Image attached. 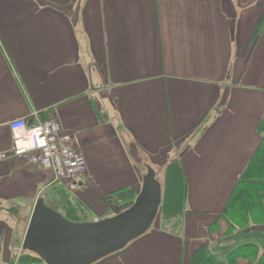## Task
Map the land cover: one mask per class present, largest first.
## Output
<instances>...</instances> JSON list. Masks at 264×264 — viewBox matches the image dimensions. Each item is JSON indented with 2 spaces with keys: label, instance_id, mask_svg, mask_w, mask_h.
I'll return each instance as SVG.
<instances>
[{
  "label": "crops",
  "instance_id": "obj_1",
  "mask_svg": "<svg viewBox=\"0 0 264 264\" xmlns=\"http://www.w3.org/2000/svg\"><path fill=\"white\" fill-rule=\"evenodd\" d=\"M263 118L264 0H0V264L10 246V264H44L17 256L40 197L63 215L66 191L72 222L100 221L136 200L150 168L162 186L154 225L101 264L215 253L203 232L227 238L216 222ZM18 119H54L72 136L87 167L73 188L12 154ZM174 173L182 205L164 216Z\"/></svg>",
  "mask_w": 264,
  "mask_h": 264
},
{
  "label": "water",
  "instance_id": "obj_2",
  "mask_svg": "<svg viewBox=\"0 0 264 264\" xmlns=\"http://www.w3.org/2000/svg\"><path fill=\"white\" fill-rule=\"evenodd\" d=\"M161 204L162 186L151 168L134 204L100 221L72 222L40 197L22 248L45 264H96L145 235L154 225Z\"/></svg>",
  "mask_w": 264,
  "mask_h": 264
},
{
  "label": "trees",
  "instance_id": "obj_3",
  "mask_svg": "<svg viewBox=\"0 0 264 264\" xmlns=\"http://www.w3.org/2000/svg\"><path fill=\"white\" fill-rule=\"evenodd\" d=\"M261 142L253 159L243 173L241 180L238 182L235 190L230 196L224 212L216 224L224 221L227 227L225 237L230 238L238 233L245 232L249 229L259 227L264 228V118L259 126ZM171 179V178H170ZM170 185L167 190L164 206V216L176 215L180 212L182 205V197L184 196V187L177 173L173 174ZM61 199H63V209L69 210V213L63 214L71 221H78L74 218L71 199L66 191H61ZM132 194L130 191L118 193L108 198V204L118 203L126 196ZM135 201L134 194L131 201L120 204L119 212L122 213L129 209ZM48 206L55 209L52 205ZM79 208L85 212V207L79 203ZM57 210V209H55ZM63 210V211H64ZM80 211V210H79ZM78 212V211H77ZM33 258L31 255L22 256L20 259L26 260L28 263L35 260L42 261L38 256ZM43 262V261H42ZM191 264H264V250L254 242L241 244L234 248L228 254L225 260L220 259L216 253L210 252L209 249H198L191 261Z\"/></svg>",
  "mask_w": 264,
  "mask_h": 264
},
{
  "label": "built area",
  "instance_id": "obj_4",
  "mask_svg": "<svg viewBox=\"0 0 264 264\" xmlns=\"http://www.w3.org/2000/svg\"><path fill=\"white\" fill-rule=\"evenodd\" d=\"M9 126L15 157L51 171L55 181L68 189L73 188L86 174L85 158L59 121L52 119L30 123L27 119H18ZM5 157L6 154H3L2 158Z\"/></svg>",
  "mask_w": 264,
  "mask_h": 264
},
{
  "label": "rangeland",
  "instance_id": "obj_5",
  "mask_svg": "<svg viewBox=\"0 0 264 264\" xmlns=\"http://www.w3.org/2000/svg\"><path fill=\"white\" fill-rule=\"evenodd\" d=\"M27 221L29 222V219ZM200 232H203L202 228H201ZM217 233H219V232H217ZM203 235L206 238L204 240H202V241H204L202 243L210 245L211 249L215 253H217V255L219 256L220 259H223V260H225L227 258L230 251H232L234 248H236L237 246H239L241 244L248 243V242H254V243L258 244L262 250H264V228L255 227V228L250 229L249 232L247 230L245 232L238 233L235 236L230 237V238H224L223 237V239L221 238V234H219L218 241L213 240L214 233L207 231V232H203ZM22 245H23V243L20 242V247H18L19 253H17V256L18 255H21V256H27V255L37 256L36 254H34L30 251L24 250L22 248L23 247ZM13 255L14 254L12 253V248L10 246L9 254H8L9 258L7 257L9 259L8 264H10V261L12 260ZM103 260L104 259L100 260L96 264H101L103 262Z\"/></svg>",
  "mask_w": 264,
  "mask_h": 264
}]
</instances>
